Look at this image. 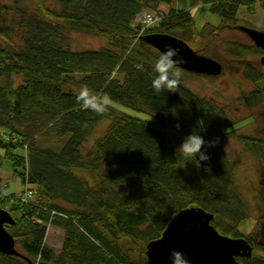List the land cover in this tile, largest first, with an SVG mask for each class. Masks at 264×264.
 Listing matches in <instances>:
<instances>
[{
	"label": "trees",
	"instance_id": "1",
	"mask_svg": "<svg viewBox=\"0 0 264 264\" xmlns=\"http://www.w3.org/2000/svg\"><path fill=\"white\" fill-rule=\"evenodd\" d=\"M10 1L0 0V21H7L0 26V162L11 160L34 193L24 201L0 192V207L14 219L4 226L22 255L0 252V264H148L146 243L188 206L212 212L211 223L220 233L242 236L252 245L251 256L238 261L264 264V231L254 237L239 228L247 209L224 151L236 122L218 103L188 88L181 76L175 91L156 92L152 80L159 51L140 38L168 33L203 52L224 28L238 25L240 6L251 11L258 3L264 10V0H196L221 20L201 31L190 11L172 6L173 0ZM28 2L37 13L26 7ZM160 4L169 8L152 26L136 21L145 9L158 12ZM70 31L102 37L108 45L75 50ZM262 53L253 43L237 40H226L222 48L225 57ZM242 76L254 84L242 95L245 105H263L264 71L245 65ZM83 87L151 118L111 106L102 115L87 110L78 101ZM104 119L109 120L106 129L85 147ZM198 120L209 143L203 147L208 159L200 161L195 178L185 171L193 164L175 151L171 135H188ZM46 137H54L56 146L44 143ZM237 137L264 169V138ZM74 167L88 175L76 174ZM259 210L264 213V191ZM48 226L63 230L58 252L45 244Z\"/></svg>",
	"mask_w": 264,
	"mask_h": 264
},
{
	"label": "rangeland",
	"instance_id": "2",
	"mask_svg": "<svg viewBox=\"0 0 264 264\" xmlns=\"http://www.w3.org/2000/svg\"><path fill=\"white\" fill-rule=\"evenodd\" d=\"M1 1L11 2L10 0ZM48 5L52 8L57 7L52 2H49ZM172 6L189 10L199 31L203 30L206 23L213 26H218L221 23L219 16L210 11L208 4L200 3L196 0H173ZM26 7L30 11L36 12L35 5L32 2L26 3ZM168 8L169 5L160 4L156 13L150 9H145L143 12L155 13L159 17ZM137 21H141L144 23V27H148L145 26V21L141 17H137ZM6 24L7 21H0L2 28ZM238 25L264 30V10L259 7L258 3L254 5L251 11H247L244 6H240L238 10ZM67 34L70 41L69 45L75 50L97 49L108 45L106 39L99 36L72 31ZM11 39L15 44H20L19 38L14 32H11ZM226 40L252 43L251 39L236 27L224 28L218 37L213 38L212 41L207 43L203 52L198 51V53L210 56L221 63L222 72L217 76L211 77L191 72L188 73L183 69H179V73L181 74L183 83L188 88L218 103L224 108L230 120L236 122L232 127L231 137L224 145V151L232 167L236 189L245 201L247 209V217L240 224L239 228L243 233H251L254 237H259L262 233L261 230L264 231V213L260 214L259 210V196L264 191L263 161L252 152L246 150L237 136L245 134L264 138V104L248 108L242 99V95L247 94L254 87L252 82L243 78L242 69L245 65H251L264 71V66L260 62L262 54H250L241 58L225 57L222 54V48ZM110 106L135 117L143 119L151 118L143 111L132 109L114 100H112ZM108 123V119L99 121L84 146H90L94 139L103 133ZM183 137V135L176 133L171 135V139L176 146L181 142ZM44 143L56 146V139L54 137H46ZM17 169L23 171L20 167H17ZM184 169L189 175L197 177L198 172L194 164L187 165ZM73 171L78 175H88L87 171L81 168L74 167ZM23 189L24 184L20 176L13 170L11 160L3 158L0 162V192L18 196ZM259 218L262 219L259 220ZM62 239L63 230L61 228L56 226L47 227L44 241L55 252L60 250Z\"/></svg>",
	"mask_w": 264,
	"mask_h": 264
},
{
	"label": "water",
	"instance_id": "3",
	"mask_svg": "<svg viewBox=\"0 0 264 264\" xmlns=\"http://www.w3.org/2000/svg\"><path fill=\"white\" fill-rule=\"evenodd\" d=\"M259 47L263 53L260 62L264 66V30L242 25L236 26ZM147 44L159 52L165 45L177 49L183 63L177 64L191 73L217 76L222 65L216 59L198 53L186 42L168 33L151 32L140 36ZM214 214L201 207L188 206L180 209L169 220L158 238L145 245L148 264H173V253L183 255L182 264H243L237 257H250L252 245L242 236L232 237L220 233L211 223ZM9 212L0 207V252L7 255L22 256L16 249L13 236L5 224H13Z\"/></svg>",
	"mask_w": 264,
	"mask_h": 264
},
{
	"label": "clouds",
	"instance_id": "4",
	"mask_svg": "<svg viewBox=\"0 0 264 264\" xmlns=\"http://www.w3.org/2000/svg\"><path fill=\"white\" fill-rule=\"evenodd\" d=\"M183 63V58L179 55L177 49L171 45H165L164 48L157 54L154 63L155 77L152 80V87L156 92L175 91V87L180 79L181 74L176 71V65ZM78 101L83 107L97 114H104L111 105L112 100L109 96H98L88 87H83L79 90ZM177 124L176 128L179 129ZM204 129L203 120L197 121V126L188 135L184 136L181 142L176 146L175 151H179L185 163L191 162L197 168L200 167V161L206 160L203 147L206 143L200 132ZM214 145L215 142H210ZM183 255L181 253H173V264H182Z\"/></svg>",
	"mask_w": 264,
	"mask_h": 264
},
{
	"label": "built area",
	"instance_id": "5",
	"mask_svg": "<svg viewBox=\"0 0 264 264\" xmlns=\"http://www.w3.org/2000/svg\"><path fill=\"white\" fill-rule=\"evenodd\" d=\"M143 18L147 22V24H151L154 22V18L150 13H145L143 15ZM31 194L32 191L30 189H26L25 193L21 196V199L25 201Z\"/></svg>",
	"mask_w": 264,
	"mask_h": 264
}]
</instances>
